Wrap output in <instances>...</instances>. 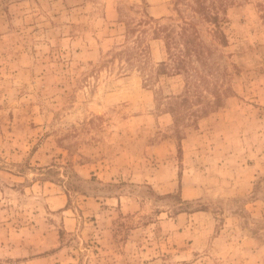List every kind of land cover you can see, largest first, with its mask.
Listing matches in <instances>:
<instances>
[{
	"label": "rangeland",
	"instance_id": "374dc122",
	"mask_svg": "<svg viewBox=\"0 0 264 264\" xmlns=\"http://www.w3.org/2000/svg\"><path fill=\"white\" fill-rule=\"evenodd\" d=\"M202 3L0 0V264H264V0Z\"/></svg>",
	"mask_w": 264,
	"mask_h": 264
},
{
	"label": "trees",
	"instance_id": "16d2710c",
	"mask_svg": "<svg viewBox=\"0 0 264 264\" xmlns=\"http://www.w3.org/2000/svg\"><path fill=\"white\" fill-rule=\"evenodd\" d=\"M196 1L202 7V9L207 8V6L202 3V0H196ZM205 14L210 19H216V16H210L209 12H207ZM187 30H188L187 27H183L182 32L180 34V36L184 39L185 50L182 52V55L179 54L178 56H176L175 67L177 70H181V69L186 68V63H187L186 56L191 55L193 52L196 53L198 58L200 56V51L195 46V45H197L195 43V39L194 38L191 39V36L188 35ZM192 41L195 43V45L192 43ZM167 48L169 51L171 50L170 42H167ZM167 64H168V62H166V61L161 62L162 67L164 66L163 68H166Z\"/></svg>",
	"mask_w": 264,
	"mask_h": 264
}]
</instances>
